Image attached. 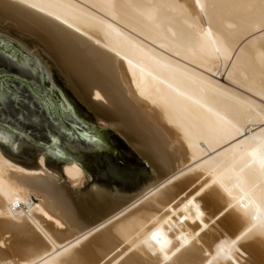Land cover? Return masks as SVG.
<instances>
[{
    "label": "bare ground",
    "instance_id": "obj_1",
    "mask_svg": "<svg viewBox=\"0 0 264 264\" xmlns=\"http://www.w3.org/2000/svg\"><path fill=\"white\" fill-rule=\"evenodd\" d=\"M0 23L157 172L75 198L0 157V264H264V0H0Z\"/></svg>",
    "mask_w": 264,
    "mask_h": 264
},
{
    "label": "water",
    "instance_id": "obj_2",
    "mask_svg": "<svg viewBox=\"0 0 264 264\" xmlns=\"http://www.w3.org/2000/svg\"><path fill=\"white\" fill-rule=\"evenodd\" d=\"M0 125L47 150L60 170L75 160L100 182L123 190L140 186L147 176L146 165L117 131L81 121L41 63L4 35H0ZM0 144L6 147L5 142Z\"/></svg>",
    "mask_w": 264,
    "mask_h": 264
},
{
    "label": "rangeland",
    "instance_id": "obj_3",
    "mask_svg": "<svg viewBox=\"0 0 264 264\" xmlns=\"http://www.w3.org/2000/svg\"><path fill=\"white\" fill-rule=\"evenodd\" d=\"M0 35H4L18 44H20L23 48H25L29 53H31L43 66L45 71L47 72L48 76L52 80V82L55 84V86L59 89V91L62 93V95L65 97L77 117L83 121L84 123L94 126L96 128H107L117 131L111 124H109L106 121L101 120L97 114L89 107V105L85 104L82 100L78 98V96L74 93V91L68 86L66 83L64 76L60 74L58 69L53 65L52 61L49 59V57L42 51L41 48H39L33 41L30 39L27 35L21 34L19 32L14 31L11 26L7 24L0 23ZM228 74L223 73L222 76L218 77L219 81L221 83H224L225 85H231L234 87V85L228 80ZM234 79V78H233ZM235 80V79H234ZM236 81V80H235ZM237 87V86H235ZM91 103L98 104V100L94 99L93 97L89 98ZM98 118V119H97ZM101 120V121H100ZM0 131L4 132L11 137V142L6 143V147H3L0 144V154L5 161L19 165L25 169L37 172H40V160L43 159L44 163L46 165L47 170L50 172H53L57 175H59L62 178L63 184L67 187V189L71 192V194L76 198L86 195L94 188H103L111 194L113 197H124V196H130L137 192L139 189L142 188V186H146L149 184V182L155 177L157 172L152 167L151 163L143 157L135 148L132 146V143L129 142L124 136L123 138L127 141V143L133 148V150L136 152V154L139 156V158L143 161V163L147 167V176L140 186L132 189V190H123L118 188H113L111 186H108L102 182H100L85 166L82 165L81 167L84 169L86 174V179L83 183V185H74L70 183L63 175V167L62 170L59 169V166L55 164V162L47 156L48 151L44 148L38 147L35 144H33L31 141H29L27 138H25L23 135H19L16 133H13L8 129L7 127L0 125ZM118 132V131H117ZM119 133V132H118ZM120 134V133H119ZM121 135V134H120ZM13 140V141H12ZM57 153V151H55ZM59 154V153H57ZM48 157V158H47ZM153 173V174H152ZM203 179V178H202ZM95 186V187H94ZM94 187V188H93ZM113 194V195H112ZM115 194V195H114ZM32 199L34 200V203H38V198L33 194ZM37 198V199H36ZM224 212L220 213V215H217L212 222H210L211 227H215L214 225L216 221H218L219 217ZM215 229H218L215 227ZM8 235V234H6ZM5 238H9L8 236H4ZM4 238V239H5ZM8 242L6 241V246L2 247L3 249L7 248ZM120 251V250H119Z\"/></svg>",
    "mask_w": 264,
    "mask_h": 264
}]
</instances>
